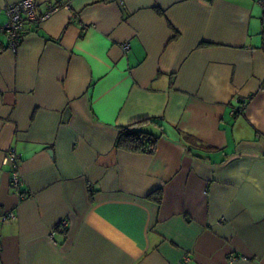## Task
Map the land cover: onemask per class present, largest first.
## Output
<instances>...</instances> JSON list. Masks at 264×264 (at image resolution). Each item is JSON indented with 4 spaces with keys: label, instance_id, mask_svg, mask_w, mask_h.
Segmentation results:
<instances>
[{
    "label": "crops",
    "instance_id": "1",
    "mask_svg": "<svg viewBox=\"0 0 264 264\" xmlns=\"http://www.w3.org/2000/svg\"><path fill=\"white\" fill-rule=\"evenodd\" d=\"M17 1L0 0V264H264L258 0H69L11 50ZM146 119L154 153L115 146Z\"/></svg>",
    "mask_w": 264,
    "mask_h": 264
},
{
    "label": "built area",
    "instance_id": "2",
    "mask_svg": "<svg viewBox=\"0 0 264 264\" xmlns=\"http://www.w3.org/2000/svg\"><path fill=\"white\" fill-rule=\"evenodd\" d=\"M107 1V0H104ZM119 4H123L124 0H114ZM259 4L264 9V0H258ZM60 0H50L46 4V9L43 13L38 14L36 10L35 0H19L17 2L8 3L4 7V12L6 15V20L1 26V30L6 37L7 47L11 50H15L23 35L25 26L29 23H36L42 20L47 19L51 14L57 12L60 8H69V0H64V3L59 4ZM122 50L127 52L130 48L129 42H124L122 44ZM239 101V100H238ZM241 101V100H240ZM243 101V100H242ZM19 156L14 151V149L7 150L4 158L5 163H10L12 165L10 184L15 192H19V187L21 180L19 177L17 169V160ZM14 217L13 212H0V221H5L9 218ZM62 227H65L66 222L63 220L60 224ZM53 236V233L50 235ZM1 248V242H0ZM241 256H231L229 257V262H234L237 259H240Z\"/></svg>",
    "mask_w": 264,
    "mask_h": 264
},
{
    "label": "trees",
    "instance_id": "3",
    "mask_svg": "<svg viewBox=\"0 0 264 264\" xmlns=\"http://www.w3.org/2000/svg\"><path fill=\"white\" fill-rule=\"evenodd\" d=\"M159 123L156 119L141 120L132 124L119 126L115 146L119 149L133 152L152 154L156 150L157 139L161 132H154L145 126V123ZM187 138V136H185ZM157 201L160 199V192H157ZM153 196L152 194L149 197Z\"/></svg>",
    "mask_w": 264,
    "mask_h": 264
}]
</instances>
